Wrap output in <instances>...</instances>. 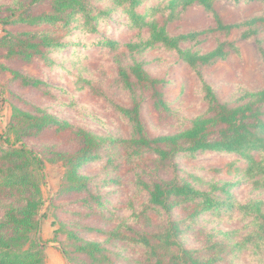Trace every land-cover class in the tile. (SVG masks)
<instances>
[{
  "label": "trees",
  "instance_id": "16d2710c",
  "mask_svg": "<svg viewBox=\"0 0 264 264\" xmlns=\"http://www.w3.org/2000/svg\"><path fill=\"white\" fill-rule=\"evenodd\" d=\"M217 1L257 2L264 7V0L0 3V25L23 28L0 38L4 61L0 72L10 73L18 87L52 92L49 84L12 70L6 63L48 65L61 52L69 50L75 57L92 45L112 54L116 82L131 98L129 106H114L127 127V135L121 136L77 128L48 108L11 93V119L0 135V264H44L42 244L30 240L40 230L44 160L65 165L66 190L79 196L76 202L87 216L102 220L101 226L68 229L73 250L63 252L70 264H264V88L247 91L237 104H230L220 101L200 78L199 94L206 106L203 114L175 132L154 137L148 135L141 118L146 94L159 113H174L163 101L166 81L154 77L147 68L151 62L141 59L143 54L152 49L174 53L187 69L200 74L199 69L235 51V42L228 40L233 31H239L243 41L258 42L264 35V9L241 23L224 25L214 9ZM192 7L211 15L212 32L220 36L207 52L191 43L207 31L177 36L167 31V22ZM111 21H119L136 35L126 43L97 37ZM90 36L96 39H88L89 45L80 41ZM79 82L89 83L84 75ZM46 132L49 136L43 141ZM65 138L73 146L62 144ZM28 142L35 144L30 147ZM208 152L237 156L245 164L237 169L239 178H205L180 167L179 159H195ZM94 163H101L98 174L82 171ZM118 172L132 176L134 195L128 194L125 203L114 206L102 191L123 178ZM240 184L246 190L242 197L234 194ZM111 191L119 189L112 186ZM219 216L226 219H213ZM235 221L242 226L234 227ZM58 231H54V240ZM80 232L103 235L105 240L91 241ZM190 241L193 246L188 248ZM132 253L139 254L135 262H131Z\"/></svg>",
  "mask_w": 264,
  "mask_h": 264
},
{
  "label": "rangeland",
  "instance_id": "374dc122",
  "mask_svg": "<svg viewBox=\"0 0 264 264\" xmlns=\"http://www.w3.org/2000/svg\"><path fill=\"white\" fill-rule=\"evenodd\" d=\"M8 3V0H0V3ZM214 9L224 25L241 23L255 14L261 12L264 7L257 2H239L237 4L226 1H217ZM124 22V20H122ZM118 21L107 23L97 37H104L121 43L131 40L136 31L128 30L124 24ZM167 31L172 36L189 32L207 31L191 43L195 49L207 52L216 46L220 36L212 32L214 21L211 15L205 13L199 7H192L174 20L167 22ZM23 31L15 25H0V38L6 32L16 33ZM239 31L229 34L228 40L235 42V51L222 61L199 69L200 74L187 69L174 53L161 49H152L142 55L147 67L154 77L166 81L163 92V101L174 113L160 112L152 106L150 97L146 94L142 102L141 118L149 136H157L160 133H172L180 129L186 122L206 110L199 94L201 79L209 84L222 102L237 104L239 96L247 91H257L264 88V35L259 41H243ZM88 39H96V36L81 37L82 43H88ZM89 45V43H88ZM3 50L0 49V54ZM57 58V62H56ZM50 64H37L36 62H11L6 65L12 70H20L24 74L40 79L52 87L49 94L37 93L27 88H20L11 80V74L0 72V135H3L11 119V93L23 98L28 103L48 108L50 113L61 119L70 121L77 128L97 134L117 133L127 135V127L121 115L114 106H129L131 98L128 93L116 82V70L113 56L109 52L101 51L95 46H87L81 49L76 56H72L67 50L56 56ZM0 63H4L0 59ZM87 77L89 83L83 85L79 78ZM201 78V79H200ZM79 83H76V82ZM71 104V105H70ZM49 133L44 134V140ZM69 147L73 142L69 138L61 141ZM35 142H28L34 146ZM180 167L187 172L201 174L205 178L216 177L220 180L238 179L237 169L245 166L237 156L220 155L211 152L199 155L195 159L181 158L178 160ZM101 163H94L82 169L86 174H98ZM65 165L58 162L44 160V179L41 180V191L44 206L40 212L41 222L39 233L32 234L30 240L40 241L44 253V264H70L63 249L72 252L73 246L67 235L70 228L101 226L102 220L95 216H87L86 210L79 208L76 200L78 195L66 190L68 182L65 179ZM119 176H122L118 172ZM124 177L106 186L102 193L115 204L125 203L126 196L134 195L132 188L133 178L130 174L123 173ZM100 178V177H99ZM117 187L119 192L111 191V187ZM245 186L239 185L234 194L242 197L245 194ZM111 192V194H110ZM264 198V194H262ZM121 203L119 205H121ZM224 220L225 217L213 218ZM234 227L239 228L242 223L234 222ZM111 229V226L105 230ZM58 231L54 240V231ZM84 238L102 242L103 235L80 232ZM196 232L192 238L196 239ZM80 235V237H81ZM195 236V237H194ZM202 238H200V241ZM194 242V240H193ZM193 242L188 243V248ZM28 246V245H27ZM25 247V249L27 248ZM131 262L139 258L138 253L131 254ZM120 263L123 260L116 258ZM133 264V263H131ZM246 264H254L247 262Z\"/></svg>",
  "mask_w": 264,
  "mask_h": 264
}]
</instances>
